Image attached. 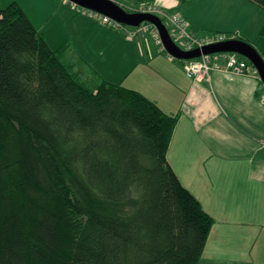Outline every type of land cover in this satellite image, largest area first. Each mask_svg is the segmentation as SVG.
Listing matches in <instances>:
<instances>
[{
  "label": "trees",
  "instance_id": "obj_1",
  "mask_svg": "<svg viewBox=\"0 0 264 264\" xmlns=\"http://www.w3.org/2000/svg\"><path fill=\"white\" fill-rule=\"evenodd\" d=\"M65 49L0 6V264H197L214 219L166 159L177 117Z\"/></svg>",
  "mask_w": 264,
  "mask_h": 264
},
{
  "label": "crops",
  "instance_id": "obj_2",
  "mask_svg": "<svg viewBox=\"0 0 264 264\" xmlns=\"http://www.w3.org/2000/svg\"><path fill=\"white\" fill-rule=\"evenodd\" d=\"M113 1L126 6L123 0ZM153 1L161 10L179 13L192 31L232 32L264 61V41L250 40L226 6L240 1L192 0L184 14L177 0ZM11 2L34 25L27 7L31 0H0V6ZM46 8L45 14L56 11ZM133 52L135 59L117 84L177 117L166 159L214 219L197 264H264V86L256 70L244 75L212 70L208 79L192 80L180 60L147 41H135Z\"/></svg>",
  "mask_w": 264,
  "mask_h": 264
},
{
  "label": "rangeland",
  "instance_id": "obj_3",
  "mask_svg": "<svg viewBox=\"0 0 264 264\" xmlns=\"http://www.w3.org/2000/svg\"><path fill=\"white\" fill-rule=\"evenodd\" d=\"M123 1L126 6L118 4L130 13L139 12L144 8L156 10V12H170L154 6L153 0L151 3L146 0ZM238 1H240L239 5L234 4L232 1H228V5H226L236 15L233 23L246 30V33L251 36L249 39L253 42L254 40L264 41V38L260 35V29L264 23V10L247 0ZM31 3H33L32 7L29 6ZM31 3L27 7L31 19L35 22L36 30L44 36L52 50L56 51L65 46L63 59L73 64L75 71L84 74L83 79L90 75L91 71H94L100 79L104 78L111 83H119L124 70H127V66L135 59L133 44L138 39L149 42L155 50L162 49L157 41L154 27L148 23H142L139 27L124 25L126 27H124L125 31L133 35L134 38L132 39L128 38L124 32L109 27L102 21L101 16L66 0H57V2L54 0H51V2L31 0ZM190 3L192 1H187L179 7L180 13L184 14ZM46 6L48 8L56 7V11L53 9L52 15L50 13L45 14ZM219 13L225 15L222 12ZM163 24L167 31H170L169 25ZM197 32L200 34L207 33L200 29H197Z\"/></svg>",
  "mask_w": 264,
  "mask_h": 264
},
{
  "label": "built area",
  "instance_id": "obj_4",
  "mask_svg": "<svg viewBox=\"0 0 264 264\" xmlns=\"http://www.w3.org/2000/svg\"><path fill=\"white\" fill-rule=\"evenodd\" d=\"M139 12L153 13L157 15L163 23L169 25L170 31H168V33L171 39L173 40V42L182 51L201 49L202 47L208 45H214L225 41L237 39L236 35L232 33L207 32L200 34L198 32L192 31L190 30L185 20L180 16V14L176 12H163V11L156 12V10H152L149 8L147 9L144 8ZM101 17H102V21L105 24L109 25V27L124 32L128 38H133V35L131 33L125 31L126 27L124 25L112 21L104 16ZM157 39H158L157 41L160 43L158 35H157ZM181 62L183 65V70L185 72V75L192 80L201 79V78L208 79L210 71L212 70H222L235 75H244L249 70L255 71L254 67L249 63V61L246 58L233 52H221V53H213L208 55H201L198 58L181 60ZM219 62H221V64H219Z\"/></svg>",
  "mask_w": 264,
  "mask_h": 264
},
{
  "label": "water",
  "instance_id": "obj_5",
  "mask_svg": "<svg viewBox=\"0 0 264 264\" xmlns=\"http://www.w3.org/2000/svg\"><path fill=\"white\" fill-rule=\"evenodd\" d=\"M84 10L109 18L121 25L139 27L142 23L152 25L158 35L160 44L166 54L175 60H189L201 55L221 52H233L246 58L254 67L264 86V61L258 51L249 43L235 39L222 43L208 45L201 49L182 51L171 39L161 19L148 12H127L122 6L113 0H66Z\"/></svg>",
  "mask_w": 264,
  "mask_h": 264
}]
</instances>
